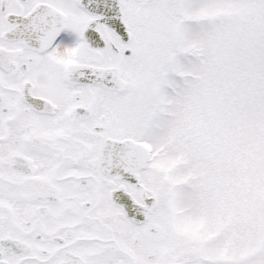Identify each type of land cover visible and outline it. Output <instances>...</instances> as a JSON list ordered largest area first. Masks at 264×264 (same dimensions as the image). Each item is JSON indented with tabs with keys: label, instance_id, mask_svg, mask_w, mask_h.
<instances>
[{
	"label": "snow or ice",
	"instance_id": "1",
	"mask_svg": "<svg viewBox=\"0 0 264 264\" xmlns=\"http://www.w3.org/2000/svg\"><path fill=\"white\" fill-rule=\"evenodd\" d=\"M0 264H264V0H0Z\"/></svg>",
	"mask_w": 264,
	"mask_h": 264
}]
</instances>
